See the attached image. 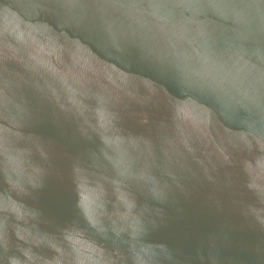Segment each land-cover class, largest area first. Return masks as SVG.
Here are the masks:
<instances>
[{"label":"water","instance_id":"water-1","mask_svg":"<svg viewBox=\"0 0 264 264\" xmlns=\"http://www.w3.org/2000/svg\"><path fill=\"white\" fill-rule=\"evenodd\" d=\"M0 264H264V0H0Z\"/></svg>","mask_w":264,"mask_h":264}]
</instances>
